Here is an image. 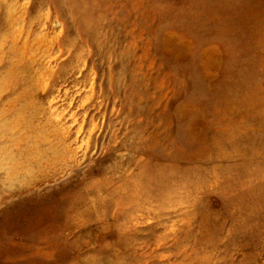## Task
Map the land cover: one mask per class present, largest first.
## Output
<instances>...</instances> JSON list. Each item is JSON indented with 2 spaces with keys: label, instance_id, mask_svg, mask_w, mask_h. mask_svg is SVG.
<instances>
[{
  "label": "rangeland",
  "instance_id": "rangeland-1",
  "mask_svg": "<svg viewBox=\"0 0 264 264\" xmlns=\"http://www.w3.org/2000/svg\"><path fill=\"white\" fill-rule=\"evenodd\" d=\"M0 264H264V0H0Z\"/></svg>",
  "mask_w": 264,
  "mask_h": 264
}]
</instances>
